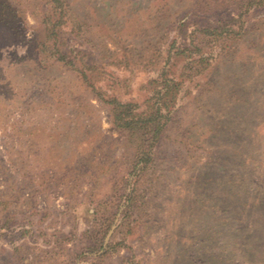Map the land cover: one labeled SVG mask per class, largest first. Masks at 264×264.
<instances>
[{
  "label": "rangeland",
  "instance_id": "obj_1",
  "mask_svg": "<svg viewBox=\"0 0 264 264\" xmlns=\"http://www.w3.org/2000/svg\"><path fill=\"white\" fill-rule=\"evenodd\" d=\"M61 1L72 65L33 42L47 0H0V264H264V0ZM82 73L181 82L146 169Z\"/></svg>",
  "mask_w": 264,
  "mask_h": 264
},
{
  "label": "trees",
  "instance_id": "obj_2",
  "mask_svg": "<svg viewBox=\"0 0 264 264\" xmlns=\"http://www.w3.org/2000/svg\"><path fill=\"white\" fill-rule=\"evenodd\" d=\"M46 4L49 7L45 12V20L39 23L40 28L38 27L39 29L33 42L35 46L40 48L42 53L50 52V54H56L57 62L72 65L71 62L67 61L66 55L61 51L63 47L62 26L64 24L62 18L64 2L61 0H47ZM57 15L58 20L52 22V18ZM42 26L43 29H41ZM199 32L200 36L198 38L205 36L219 38L235 33L231 29H225L223 26L211 29L202 28ZM40 34H42L43 41L40 39ZM50 39H53L52 48L46 45V43H50ZM192 61L198 63L196 64L197 70L208 64L207 60L204 64H201L203 62L201 56L199 60L192 59ZM196 72L198 74L199 71ZM82 75L85 81H87V76L83 73ZM87 82L90 85V81ZM90 86L95 94V98L109 108L112 125L117 130L124 132L128 136L129 142H134L137 158L135 168H139L140 171L146 169L147 165L153 160L152 148L158 143L169 121L181 87V82L173 78H168L166 74L162 73L157 79L149 81L150 97L143 101L142 106L133 102H122L116 97L109 96L99 89H95L92 85ZM131 193L134 194V189ZM132 194L126 196V200L128 201L126 212L127 209L132 207ZM100 248L102 249V246ZM105 253L106 251H103L101 255Z\"/></svg>",
  "mask_w": 264,
  "mask_h": 264
}]
</instances>
